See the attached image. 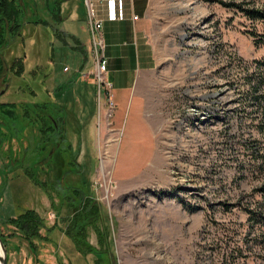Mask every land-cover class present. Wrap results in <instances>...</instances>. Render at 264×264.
Segmentation results:
<instances>
[{
	"label": "rangeland",
	"instance_id": "obj_1",
	"mask_svg": "<svg viewBox=\"0 0 264 264\" xmlns=\"http://www.w3.org/2000/svg\"><path fill=\"white\" fill-rule=\"evenodd\" d=\"M14 1L23 25L0 57L9 66L21 57L23 71L0 77V103L18 112L2 126L0 233L34 209L48 239L36 261L9 241L7 264H264V227L248 217L264 215V86L254 89L264 48L248 35L264 24L231 6L264 0H153L161 65L114 98L109 120L90 81L91 49H71L64 34L52 40L68 20L51 23L47 7ZM67 225L85 227L91 250L77 251Z\"/></svg>",
	"mask_w": 264,
	"mask_h": 264
},
{
	"label": "crops",
	"instance_id": "obj_2",
	"mask_svg": "<svg viewBox=\"0 0 264 264\" xmlns=\"http://www.w3.org/2000/svg\"><path fill=\"white\" fill-rule=\"evenodd\" d=\"M33 1L35 6L48 8L47 13L51 23L61 24L63 19L68 20L69 30L56 29L58 33L55 32L52 36L53 41L56 42V36L59 34H64L73 42L68 44L71 49L84 48L88 52L90 36L86 24L87 13L84 0ZM91 2L95 18L102 23L101 36L107 61V76L111 82L113 98L118 102L127 96V92L143 84L146 77L155 75L161 65L159 51L149 34L153 0H91ZM79 5L82 13L78 11ZM80 20L84 21L85 32L79 24ZM53 41L50 43L52 44ZM87 64L88 61L85 58L82 66L80 65L81 69ZM127 75H131V78L128 79ZM90 81L94 85L93 80L90 79ZM116 86L118 91H113ZM94 109L95 105H93ZM93 110L89 112L92 113Z\"/></svg>",
	"mask_w": 264,
	"mask_h": 264
},
{
	"label": "trees",
	"instance_id": "obj_3",
	"mask_svg": "<svg viewBox=\"0 0 264 264\" xmlns=\"http://www.w3.org/2000/svg\"><path fill=\"white\" fill-rule=\"evenodd\" d=\"M21 3H18L14 0H0V44L6 43V37H10L11 35L15 36L20 35L21 29H22V21H21V9H20ZM236 10L241 12V14L246 17L248 20L251 21H257L264 24V7L262 8H244L241 4H235L231 5ZM39 23V21H36ZM46 24L47 22H41ZM250 37H252V42L256 46H260L264 48V29L261 32L251 31L248 34ZM257 65L264 68V59L263 60H257ZM23 59L21 57H15L13 58L10 66L7 65V61L0 57V77L2 78L5 75V71L10 67V70L13 71L16 75H21L23 71ZM263 76V77H262ZM258 76L256 80L257 82L254 88L257 90V88L260 85L264 86V75ZM3 79V78H2ZM258 96V97H257ZM256 99H259L260 102L264 104V93H261L260 95H257ZM29 112L28 110L23 112V117L26 118V114ZM264 113V111H263ZM18 114L16 111V105L13 103H0V143L4 139V132L2 131V126L7 127L8 119H14L15 116ZM260 130L264 129V124H260L258 127ZM3 138V139H2ZM1 145V144H0ZM262 156V155H260ZM14 168V167H13ZM12 168V170H13ZM32 175L29 174V178L33 179L31 177ZM36 182V181H35ZM2 190V189H1ZM260 191H264V186L261 188ZM89 208L93 209L92 200L87 199L85 200ZM90 213H93V211H90ZM88 213L89 215L86 218H90L92 214ZM248 217L249 219H255V221H258V223H261V225L264 227V215L259 214V216H252V211H248ZM39 213L34 209H25L23 212L19 213L16 216L9 217L7 219L6 224L9 226H12V231L8 235H4L0 233L1 242H3L5 249H6V255L9 252V241L15 240V241H23L26 244V254L29 256H32L33 260L36 261L38 257L39 252V241H47V235H42L41 230L44 229L45 222L44 219L38 215ZM257 217V218H256ZM258 219V220H257ZM69 225L65 226V228H62V231L65 235H68L69 238L72 236L73 243L75 244V247L77 251L81 250L80 244L87 245V248L91 250L90 245L84 239L86 236H88L84 231L85 227H77L76 229L74 226L70 225L73 229V231H69ZM54 228V226H52ZM87 227V226H86ZM102 234V232H101ZM101 239V238H100ZM104 240V238L102 239ZM99 241L100 243H104L105 241ZM7 261H8V255H7Z\"/></svg>",
	"mask_w": 264,
	"mask_h": 264
},
{
	"label": "built area",
	"instance_id": "obj_4",
	"mask_svg": "<svg viewBox=\"0 0 264 264\" xmlns=\"http://www.w3.org/2000/svg\"><path fill=\"white\" fill-rule=\"evenodd\" d=\"M87 13V22L90 36V52L92 57V80L96 90L98 110L102 111L105 120L113 118L115 113V100L112 95L111 82L107 76V61L104 54V42L101 36L102 23L95 18V11L91 0H84ZM102 102V103H101ZM102 104V105H101Z\"/></svg>",
	"mask_w": 264,
	"mask_h": 264
},
{
	"label": "water",
	"instance_id": "obj_5",
	"mask_svg": "<svg viewBox=\"0 0 264 264\" xmlns=\"http://www.w3.org/2000/svg\"><path fill=\"white\" fill-rule=\"evenodd\" d=\"M1 238H0V262L1 264H7V255H6V249L5 246L3 244V242H1Z\"/></svg>",
	"mask_w": 264,
	"mask_h": 264
},
{
	"label": "bare ground",
	"instance_id": "obj_6",
	"mask_svg": "<svg viewBox=\"0 0 264 264\" xmlns=\"http://www.w3.org/2000/svg\"><path fill=\"white\" fill-rule=\"evenodd\" d=\"M0 253H1V251H0ZM0 264H1V262H0Z\"/></svg>",
	"mask_w": 264,
	"mask_h": 264
}]
</instances>
